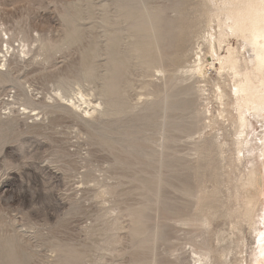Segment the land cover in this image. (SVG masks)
I'll return each mask as SVG.
<instances>
[{"label": "rangeland", "instance_id": "1", "mask_svg": "<svg viewBox=\"0 0 264 264\" xmlns=\"http://www.w3.org/2000/svg\"><path fill=\"white\" fill-rule=\"evenodd\" d=\"M224 6L0 0V264H255L230 77L191 70Z\"/></svg>", "mask_w": 264, "mask_h": 264}, {"label": "bare ground", "instance_id": "2", "mask_svg": "<svg viewBox=\"0 0 264 264\" xmlns=\"http://www.w3.org/2000/svg\"><path fill=\"white\" fill-rule=\"evenodd\" d=\"M224 5L222 11L226 16L219 19V30H213L207 38L208 54L203 57L198 53L191 70L200 77H205L204 69L215 70L222 79L230 77V91L216 83V96L223 106L227 99L233 102L237 160L244 165L236 183V198L242 207L240 216L258 244L253 262L264 264V0H224ZM230 35L239 44L229 45L223 55L220 50ZM79 95L76 101L60 94L73 106L84 108L88 115L101 105L87 99L82 91ZM225 111L223 107L220 115Z\"/></svg>", "mask_w": 264, "mask_h": 264}]
</instances>
